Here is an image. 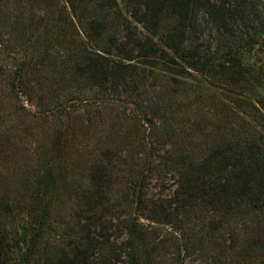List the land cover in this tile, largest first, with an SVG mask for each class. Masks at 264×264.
I'll return each mask as SVG.
<instances>
[{"label":"trees","instance_id":"1","mask_svg":"<svg viewBox=\"0 0 264 264\" xmlns=\"http://www.w3.org/2000/svg\"><path fill=\"white\" fill-rule=\"evenodd\" d=\"M0 264H264V0H0Z\"/></svg>","mask_w":264,"mask_h":264}]
</instances>
